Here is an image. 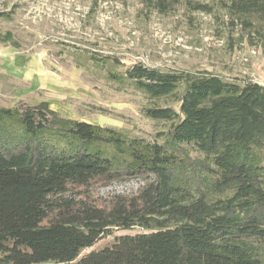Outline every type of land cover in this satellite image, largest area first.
I'll return each instance as SVG.
<instances>
[{
  "label": "trees",
  "instance_id": "obj_1",
  "mask_svg": "<svg viewBox=\"0 0 264 264\" xmlns=\"http://www.w3.org/2000/svg\"><path fill=\"white\" fill-rule=\"evenodd\" d=\"M142 3L168 14L178 0ZM224 8L241 40L264 37V0ZM0 42L17 48L11 32ZM125 78L178 105L144 111L169 123L161 142L65 118L45 101L0 107V264H264V85L141 64ZM130 180L129 193L99 194ZM134 227L147 233L78 259Z\"/></svg>",
  "mask_w": 264,
  "mask_h": 264
},
{
  "label": "rangeland",
  "instance_id": "obj_2",
  "mask_svg": "<svg viewBox=\"0 0 264 264\" xmlns=\"http://www.w3.org/2000/svg\"><path fill=\"white\" fill-rule=\"evenodd\" d=\"M188 1L214 10L194 12ZM226 1L178 0L166 14L142 0H0V34L11 32L17 45L0 42V107L45 101L65 118L127 139L161 142L169 123L149 119L144 111L178 105L136 89L125 78L133 65L264 85V37L253 36L255 45L241 40L239 27L226 24ZM137 185L112 183L99 194L129 193ZM140 233L147 231L114 229L78 259L117 236Z\"/></svg>",
  "mask_w": 264,
  "mask_h": 264
}]
</instances>
